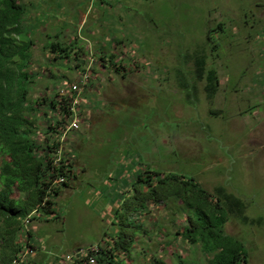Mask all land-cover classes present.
<instances>
[{
	"label": "rangeland",
	"instance_id": "obj_1",
	"mask_svg": "<svg viewBox=\"0 0 264 264\" xmlns=\"http://www.w3.org/2000/svg\"><path fill=\"white\" fill-rule=\"evenodd\" d=\"M20 2L26 6L21 39L34 41L26 68L34 77L29 102L68 89L89 69L81 95L87 122L76 134L84 171L74 167L56 213L43 212L41 220L27 224L37 236L38 253L48 250L60 264H72L78 250L129 235L135 222L148 233L136 235L125 264H180L179 258L205 264L200 245L180 236L190 210L174 194L176 186L152 187L144 214H127L137 210L143 187L138 178L149 170L193 178L216 199L226 194L231 205L245 207L248 221L231 214L225 231L245 243L249 264H264V0ZM211 29L216 50L207 39ZM55 41L76 45L80 55L59 57L49 46ZM203 58L206 71L199 78L196 61ZM212 68L220 82L209 98L206 73ZM87 102L101 114L92 127L96 108H85ZM45 108L37 113L38 134L49 122ZM2 152L0 163L8 156ZM26 202L19 205L27 208ZM22 234L20 242L26 241ZM76 245L82 247L72 252Z\"/></svg>",
	"mask_w": 264,
	"mask_h": 264
},
{
	"label": "trees",
	"instance_id": "obj_2",
	"mask_svg": "<svg viewBox=\"0 0 264 264\" xmlns=\"http://www.w3.org/2000/svg\"><path fill=\"white\" fill-rule=\"evenodd\" d=\"M25 8L20 0H0V154L4 153L2 151L8 152V156L3 157L0 163V264H14V260H19L28 247L33 248L34 244H31L28 237L30 226L27 224L37 217L41 220L43 212L48 216L57 212V197L64 187L70 185L71 180L62 187H57L53 185L54 179L63 173L64 168H73L75 161V156L72 155L75 151L71 148L69 159L64 161L62 166L53 168L56 147L49 145V136L52 138L60 135L57 127L65 125L60 118L64 114L69 115L70 98H62L57 88L53 97L45 95L41 99L29 102L34 77L26 68L31 63L34 41L31 39L26 41L20 36ZM223 26V23H220L217 29L222 31ZM212 31L215 29L209 31L207 39L216 50L219 44L214 43ZM49 46L59 57L69 58L74 52L76 57L80 55L76 45H62L61 42L55 41ZM100 58L102 61L107 60L105 54ZM205 59L196 61L199 68L196 75L199 78H202L206 71ZM110 64L118 71L121 68L118 64H113L111 59ZM206 75L208 97L212 98L220 80L214 68L207 71ZM62 103L68 105L66 110ZM44 106H46L44 116L48 119L49 125L45 124V129L40 128L41 133L38 134L37 113ZM85 121L86 119L84 123ZM55 146H58V143ZM138 180L143 185L136 194L139 206L137 210L129 208L127 214H133L134 211L136 213L138 210L144 214L146 203L149 207L152 200L150 191L152 187L161 186L163 189L170 185L176 186L178 190L174 194H177V199L184 201L190 210L189 224L185 226L184 232H180V236L190 245H200L206 259L205 264L250 263V254L245 243L227 234L224 227L231 214L237 213L247 222L248 217L244 215L245 207L231 205L230 197L226 194L216 199L193 178L185 179L173 173L146 170V175H140ZM177 184L183 186V192L179 190ZM15 191L20 194V198L12 197ZM164 191L168 198L172 196L171 192ZM161 198V195L153 192L155 202L161 203L163 201ZM25 201H28L27 208L19 205ZM132 223L135 225L131 234L121 233L118 240L101 241L96 255L98 264H125L124 259L133 254L131 249L137 243L136 235L148 233L142 224ZM20 233L26 234V241L18 240ZM179 263L187 264L182 258H179ZM151 264L161 262L157 260Z\"/></svg>",
	"mask_w": 264,
	"mask_h": 264
},
{
	"label": "built area",
	"instance_id": "obj_3",
	"mask_svg": "<svg viewBox=\"0 0 264 264\" xmlns=\"http://www.w3.org/2000/svg\"><path fill=\"white\" fill-rule=\"evenodd\" d=\"M88 72L89 69H85L82 71V73H79L80 78L74 82H71V85L68 89H58L59 94L62 98H70V112L68 116L63 113L64 115L60 118L65 123L64 126H60L59 128L57 127V130H59L60 135L57 134L56 137L52 138L49 136V145L52 147H56V151L52 161L53 168H58L60 165L62 166L64 164V161L69 159L68 155L70 153L67 154V152L68 149L71 148L72 137L78 130H80L81 124L84 123V116L82 111L83 102L81 99V95L84 93L85 88L87 86ZM62 105L65 106L64 108L66 110V107H68V105L65 103H62ZM68 140L69 143L67 142ZM57 143L58 146H55ZM73 170H75L74 167L64 168L62 171L63 173L55 177L53 185H56L57 187H62L64 184L68 183L69 180L72 179L71 177L73 175ZM98 251L99 248L92 247L80 249L75 254H73L70 259L72 260V264H98L96 256L98 254ZM32 253V248L28 247L24 251V254L19 258V260L24 259L27 255Z\"/></svg>",
	"mask_w": 264,
	"mask_h": 264
},
{
	"label": "crops",
	"instance_id": "obj_4",
	"mask_svg": "<svg viewBox=\"0 0 264 264\" xmlns=\"http://www.w3.org/2000/svg\"><path fill=\"white\" fill-rule=\"evenodd\" d=\"M91 104L92 103L87 102V104L85 105V108H87V107L89 108V105H91ZM91 106L94 107V108H96V109L93 110V113H91V115L88 114L91 117L90 120H89V122H91V126H89V127H92V125H94V123L92 121L94 118H96L97 116H99V117L101 116V114L98 112V109H97L96 105L94 104V105H91ZM85 122H87V119H86ZM86 128H88V126ZM76 134H77V132L74 134V136L72 138L73 142H72V145H71V148H73V150L75 151L74 154L72 153V149L71 148L70 149H71L72 155L75 156V161H74L75 164H74V167L75 168H78V166L80 165L79 167H81L83 169V171H84L83 165H81L78 162V159H77V156H76L77 150L81 147V143H82V140L80 139V137L76 136ZM74 139H76V140H74ZM30 224H32V222ZM30 224H28V225H30ZM29 232H30V234H29L28 237H30L29 239L31 240V244L32 243L34 244V246L32 248V250H34V251H33V253L31 255H27L26 256V259H25L26 262L24 261L25 264H60L57 259L51 258V256L53 254L50 253V252H48V250H47V252H45L46 255L45 254L41 255L42 254V251H41L40 254L38 253L39 249L37 248V245H36V241H37V238L36 237L37 236L35 235V233L33 232V229L31 227H30ZM25 236H26V234H25ZM76 246L77 247H75V248L72 249V252L74 250H77V249H79V248L82 247V246H79V245H76ZM64 254L65 253L62 254L63 258L65 256ZM65 264H68V263L65 262Z\"/></svg>",
	"mask_w": 264,
	"mask_h": 264
}]
</instances>
